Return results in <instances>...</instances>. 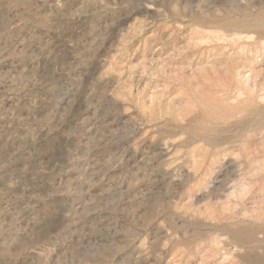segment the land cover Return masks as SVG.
Masks as SVG:
<instances>
[{"label":"rangeland","instance_id":"374dc122","mask_svg":"<svg viewBox=\"0 0 264 264\" xmlns=\"http://www.w3.org/2000/svg\"><path fill=\"white\" fill-rule=\"evenodd\" d=\"M263 11L0 0V264L243 262L224 225H259L264 126L231 127L264 112V37L242 28Z\"/></svg>","mask_w":264,"mask_h":264},{"label":"bare ground","instance_id":"6f19581e","mask_svg":"<svg viewBox=\"0 0 264 264\" xmlns=\"http://www.w3.org/2000/svg\"><path fill=\"white\" fill-rule=\"evenodd\" d=\"M242 28L250 29V30H253L254 32L256 31L259 37H264V11L258 13L254 18L250 20H245L244 27L242 26ZM245 108L246 109L250 108L248 103L245 105ZM232 126H233L231 127L232 129L231 137L232 138L234 139L239 138L242 134L247 135L248 137L249 136L248 133L250 132L249 129L264 126V112L259 110V108L248 109L247 112H244V114L240 118L234 121ZM242 155L243 157L249 158L250 162L252 161L253 156L248 155L247 152L243 153ZM259 178H264V168H263V173L260 174ZM255 183L258 184L257 189L261 186H264V185H261V182L259 180H256ZM253 193L254 192H251L250 194H253ZM246 194L247 193H244L242 194V196L243 195L245 196ZM263 208L264 207L262 208L254 207L253 208V211H258L257 213H259L258 217H255V218L258 221V224L261 226L259 225H255L256 227L254 225L252 227L251 225L245 226V224L241 225L242 222H239L240 224H237L234 228H231L229 224L224 223L225 224L224 229L228 233L230 242L236 245L237 247L243 248V254H242L243 262H238V264H264V210Z\"/></svg>","mask_w":264,"mask_h":264}]
</instances>
